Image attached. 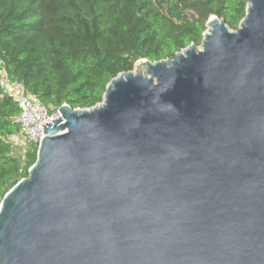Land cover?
<instances>
[{
	"label": "water",
	"instance_id": "obj_1",
	"mask_svg": "<svg viewBox=\"0 0 264 264\" xmlns=\"http://www.w3.org/2000/svg\"><path fill=\"white\" fill-rule=\"evenodd\" d=\"M206 28L43 126L0 264H264V0Z\"/></svg>",
	"mask_w": 264,
	"mask_h": 264
},
{
	"label": "trees",
	"instance_id": "obj_2",
	"mask_svg": "<svg viewBox=\"0 0 264 264\" xmlns=\"http://www.w3.org/2000/svg\"><path fill=\"white\" fill-rule=\"evenodd\" d=\"M246 9L247 0H0V58L50 114L64 104L86 110L136 62L171 60L200 46L211 16L234 31ZM17 114L0 90V203L37 157V144L22 161L6 141L19 132Z\"/></svg>",
	"mask_w": 264,
	"mask_h": 264
},
{
	"label": "built area",
	"instance_id": "obj_3",
	"mask_svg": "<svg viewBox=\"0 0 264 264\" xmlns=\"http://www.w3.org/2000/svg\"><path fill=\"white\" fill-rule=\"evenodd\" d=\"M0 90L3 97L11 99L18 107L14 121L18 124L19 132L10 135L6 141L20 150L21 160H24L28 146L39 145L42 140L43 126L52 124V114L40 103L36 95L29 93L24 85L8 75L6 63L0 58Z\"/></svg>",
	"mask_w": 264,
	"mask_h": 264
},
{
	"label": "rangeland",
	"instance_id": "obj_4",
	"mask_svg": "<svg viewBox=\"0 0 264 264\" xmlns=\"http://www.w3.org/2000/svg\"><path fill=\"white\" fill-rule=\"evenodd\" d=\"M199 47V46H198ZM200 49V47H199ZM141 64V61H138L135 63L134 65V68H133V72H136V73H140V74H145L144 72L146 71V68L143 69L142 67L141 68H138V66ZM17 155H18V152H17ZM16 153H15V156H17Z\"/></svg>",
	"mask_w": 264,
	"mask_h": 264
},
{
	"label": "bare ground",
	"instance_id": "obj_5",
	"mask_svg": "<svg viewBox=\"0 0 264 264\" xmlns=\"http://www.w3.org/2000/svg\"><path fill=\"white\" fill-rule=\"evenodd\" d=\"M141 67H142L143 69H145V68H144V65H143L142 63L138 66V68H141ZM135 73H136V72H135ZM144 73H145V72H144ZM143 75H144V74H143Z\"/></svg>",
	"mask_w": 264,
	"mask_h": 264
}]
</instances>
